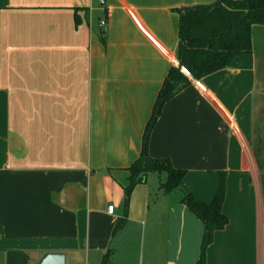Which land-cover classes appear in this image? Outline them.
<instances>
[{"label":"crops","instance_id":"obj_1","mask_svg":"<svg viewBox=\"0 0 264 264\" xmlns=\"http://www.w3.org/2000/svg\"><path fill=\"white\" fill-rule=\"evenodd\" d=\"M216 1L0 0V264H197L204 226L155 174L113 232L125 169L178 65L177 10ZM252 38V54L170 100L148 137L198 200L227 173L229 223L208 264H264V26Z\"/></svg>","mask_w":264,"mask_h":264},{"label":"trees","instance_id":"obj_2","mask_svg":"<svg viewBox=\"0 0 264 264\" xmlns=\"http://www.w3.org/2000/svg\"><path fill=\"white\" fill-rule=\"evenodd\" d=\"M179 14L178 65L172 66L154 104L145 133L140 157L125 169L128 172L125 193V216L115 225V236L126 225L130 197L134 189L156 174L167 195H180L185 205L203 224L202 252L197 264H208L206 251L215 233L224 230L229 218L223 207L226 199L227 173L218 172L219 187L210 202L198 200L183 190L188 171L175 168L168 159L150 157L147 149L149 133L164 106L194 81H200L230 67L243 55L253 52V28L264 26V0H217L211 5H196L177 10ZM106 258L103 264H108Z\"/></svg>","mask_w":264,"mask_h":264},{"label":"water","instance_id":"obj_3","mask_svg":"<svg viewBox=\"0 0 264 264\" xmlns=\"http://www.w3.org/2000/svg\"><path fill=\"white\" fill-rule=\"evenodd\" d=\"M39 264H66V256L64 254H47Z\"/></svg>","mask_w":264,"mask_h":264},{"label":"rangeland","instance_id":"obj_4","mask_svg":"<svg viewBox=\"0 0 264 264\" xmlns=\"http://www.w3.org/2000/svg\"><path fill=\"white\" fill-rule=\"evenodd\" d=\"M101 16H103L102 14H101ZM96 18H98V16L96 17ZM256 48H257V51H258V53H259V55L261 56V57H263L264 56V43L260 40L259 42H256ZM263 67H264V64L262 65ZM153 176H155L154 178H156V177H158V175H153ZM111 178H113V176H111ZM127 226H129V225H125L124 227H123V229H126L127 228ZM122 229V230H123ZM122 230H120V231H122ZM120 231L118 232L119 234H120ZM117 233V234H118ZM213 241H214V238H213ZM211 246V245H210ZM210 246L209 247H207V250H205L206 251V260H208L209 259V262H210V258L208 257V256H212V254H211V251L209 252V249H210ZM208 258V259H207ZM213 261V260H212ZM212 261H211V263H212ZM207 263H208V261H207Z\"/></svg>","mask_w":264,"mask_h":264},{"label":"built area","instance_id":"obj_5","mask_svg":"<svg viewBox=\"0 0 264 264\" xmlns=\"http://www.w3.org/2000/svg\"><path fill=\"white\" fill-rule=\"evenodd\" d=\"M235 132H237V130H235ZM114 210H115L114 206H109L108 207V213L113 214Z\"/></svg>","mask_w":264,"mask_h":264}]
</instances>
